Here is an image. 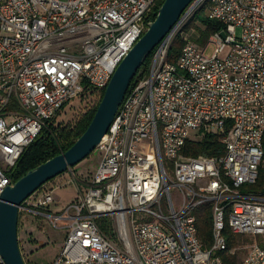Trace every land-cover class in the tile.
<instances>
[{"label": "built area", "instance_id": "2783aa9c", "mask_svg": "<svg viewBox=\"0 0 264 264\" xmlns=\"http://www.w3.org/2000/svg\"><path fill=\"white\" fill-rule=\"evenodd\" d=\"M207 4L208 17L226 30L202 49L187 41L177 63H169L175 38ZM155 5L0 0V196L46 122L84 84L107 87L147 31ZM206 134L221 137L223 156L182 154L189 140ZM263 140L264 0H194L154 51L149 75L127 93L95 150L96 171L84 188L76 185L78 197L57 212L50 209L52 193L31 197L20 213L46 217L65 231L51 264H223L226 226L235 235L264 236V193L241 191L259 179ZM206 207L210 247L197 227ZM103 217L113 219L114 239L97 225ZM247 250L242 264H264V249Z\"/></svg>", "mask_w": 264, "mask_h": 264}, {"label": "water", "instance_id": "95a60500", "mask_svg": "<svg viewBox=\"0 0 264 264\" xmlns=\"http://www.w3.org/2000/svg\"><path fill=\"white\" fill-rule=\"evenodd\" d=\"M194 0H165L147 31L122 60L107 85L97 112L86 132L64 154L59 155L18 182L0 196V256L5 264H27L19 241L21 206L49 181L66 174L90 157L107 135L138 71L167 38ZM224 38L225 33H221Z\"/></svg>", "mask_w": 264, "mask_h": 264}, {"label": "trees", "instance_id": "16d2710c", "mask_svg": "<svg viewBox=\"0 0 264 264\" xmlns=\"http://www.w3.org/2000/svg\"><path fill=\"white\" fill-rule=\"evenodd\" d=\"M165 0H156V5L153 8L152 13L149 16V21L153 22L157 16V13ZM200 12V11H199ZM199 12L194 16L190 23L186 26L188 28H195L199 35L198 39L195 41L200 46H205L211 36L216 33H220L226 30L225 26L216 20H212L208 15H199ZM187 44V41L181 35H178L172 47L168 53V62L171 64H176L180 58L183 48ZM154 52L145 61L140 70L138 71L135 79L131 83L129 91H131L138 81L147 77L150 72L151 63L153 59ZM105 89H96L84 84V90L82 94L69 102L61 110L57 112L54 118L46 122L45 127L42 129L39 136L33 141V143L26 149L22 157L17 163V166L12 172L13 183L18 182L23 177H25L29 172L35 170L39 166L48 162L49 160L66 153L76 141L86 132L89 128L96 112L98 106L101 102ZM128 91V92H129ZM98 95L99 99L96 104L86 111L79 119L72 123L58 122L57 118L64 109L77 99L83 102L89 96ZM264 141V140H263ZM225 153V146L222 142L221 137L206 134L204 137L195 140H189L182 152L186 157H221ZM72 168L71 170H74ZM64 175V174H63ZM62 176V175H61ZM60 177V176H58ZM57 177V178H58ZM49 181L44 186H42L37 192H39L43 187L50 184ZM244 193H254L261 194L264 193V170L263 167L260 168L259 179L254 185H246L241 189ZM36 192V193H37ZM20 221V220H19ZM97 225L99 226L101 232L108 237H115L113 222L109 217L99 218L97 220ZM198 235L202 243L206 247H210L212 238V212L210 207H206L201 210L198 214ZM19 229V226H18ZM224 236L227 242V250L220 254L223 264H241L238 260V251L236 248L245 246L241 241L240 235H235L231 232L230 228L226 226L224 231ZM21 247V245H20Z\"/></svg>", "mask_w": 264, "mask_h": 264}, {"label": "rangeland", "instance_id": "374dc122", "mask_svg": "<svg viewBox=\"0 0 264 264\" xmlns=\"http://www.w3.org/2000/svg\"><path fill=\"white\" fill-rule=\"evenodd\" d=\"M210 10V5L207 4L203 7V9L199 12V15H208ZM186 27L180 32L184 40L191 42L193 45L202 49L204 46H200L197 42H195L199 35L197 30L193 27ZM237 36L239 38L242 37L243 30L238 28L236 30ZM230 49L226 51L228 53ZM215 51V47L212 46L207 50V55L211 56ZM99 96L93 95L86 98L83 102H80L79 99L71 103L67 106L64 111L58 116V122L64 123H72L79 119L86 111H88L91 107H93L98 101ZM99 163V155L97 152H94L90 157H88L84 162L75 167L74 170L67 172L66 174L58 177L56 180L52 181L50 184L43 187L39 192L32 196V199L35 197L43 196L44 194L52 193L55 199L54 206H51L50 209L54 212L60 211L67 205H69L72 201H74L77 195L76 185L79 187L83 186V183L86 181L85 179L91 174H93ZM263 170H264V162H263ZM169 176L173 179V170L169 169ZM82 188V189H83ZM36 195V196H35ZM173 199L176 203L179 202V195L176 191L172 193ZM32 200H30V203ZM19 238L22 254L24 259H28L32 255V263L33 264H50L56 254L59 251L60 244L64 243L65 240V231L58 230L53 227L51 221L46 217H40L35 214H31L28 212H22L19 216ZM113 228H115V223L113 219ZM32 232V233H31ZM29 237V238H28ZM38 239V247L32 254H29L25 249L24 243L26 240L35 241ZM114 239V237H113ZM242 243L245 246L236 248L235 250L238 253V260L242 264L245 256L247 255L248 248L251 246H258L264 249V236L263 235H244L241 237Z\"/></svg>", "mask_w": 264, "mask_h": 264}, {"label": "crops", "instance_id": "0c3cea01", "mask_svg": "<svg viewBox=\"0 0 264 264\" xmlns=\"http://www.w3.org/2000/svg\"><path fill=\"white\" fill-rule=\"evenodd\" d=\"M32 233V232H31ZM66 235V234H65ZM29 238V237H28ZM19 241H22L20 238H19ZM65 241V240H64ZM38 239L37 240H35V241H30V240H26V243H24V246H25V249L27 250V252L29 253V254H32L33 252H34V250H36L37 249V247H38ZM63 244L64 243H62V244H60V246H59V251H58V253L56 254V257H57V255L59 254V252H60V250H61V247L63 246ZM21 246H22V244H21ZM55 257V258H56ZM32 255L28 258V259H25V261H26V263L27 264H33L32 263ZM54 258V259H55ZM53 262V261H52ZM51 262V263H52ZM50 263V264H51Z\"/></svg>", "mask_w": 264, "mask_h": 264}]
</instances>
